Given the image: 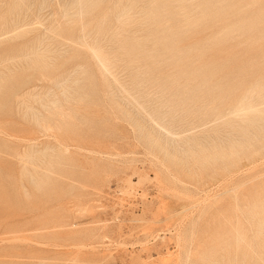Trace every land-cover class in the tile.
<instances>
[{
	"label": "rangeland",
	"instance_id": "rangeland-1",
	"mask_svg": "<svg viewBox=\"0 0 264 264\" xmlns=\"http://www.w3.org/2000/svg\"><path fill=\"white\" fill-rule=\"evenodd\" d=\"M262 94L264 0H0V264H264Z\"/></svg>",
	"mask_w": 264,
	"mask_h": 264
},
{
	"label": "bare ground",
	"instance_id": "bare-ground-1",
	"mask_svg": "<svg viewBox=\"0 0 264 264\" xmlns=\"http://www.w3.org/2000/svg\"><path fill=\"white\" fill-rule=\"evenodd\" d=\"M128 1V0H127ZM142 6V5H141ZM117 16V15H116ZM57 20V19H56ZM82 29V28H81ZM82 37V36H81ZM79 40V39H78ZM81 42V41H80ZM83 43V42H82ZM87 44V43H86ZM85 44V45H86ZM179 44V43H178ZM87 47V46H86ZM103 47V46H102ZM87 48H89V47H87ZM104 48V47H103ZM108 48V47H107ZM90 49V48H89ZM90 50H92V49H90ZM108 50V49H107ZM91 52V51H90ZM95 56V55H94ZM97 57V56H96ZM95 57V58H96ZM157 58V57H156ZM94 59V58H93ZM98 59V58H97ZM98 61V60H97ZM197 62V61H196ZM105 63V62H104ZM101 65V64H100ZM104 65H102V67H103ZM106 67V66H105ZM103 71H105V70H103ZM240 71V70H239ZM235 74V73H234ZM114 79V78H113ZM212 81V80H211ZM239 82V81H238ZM118 85V84H117ZM172 90V89H171ZM246 94V93H245ZM162 95V94H161ZM263 95V94H262ZM261 95V96H262ZM252 96V95H251ZM22 97V96H21ZM17 98H20V97H17ZM165 99V98H164ZM134 100H135V98H134ZM258 101H260V103L262 104V106H263V104H264V95L261 97V99L260 100H258ZM50 102V101H49ZM137 102V101H136ZM129 103V102H128ZM164 104H165V102H164ZM137 105L139 106V104L137 103ZM144 108V107H143ZM167 108H169V107H167ZM142 109V108H141ZM157 110V109H156ZM167 113V112H166ZM146 114V113H145ZM152 114V113H151ZM159 114V113H158ZM172 114V113H171ZM150 115V114H149ZM149 115H147L148 117H149ZM168 116H170V115H168ZM167 117V116H166ZM151 118V117H150ZM162 119H163V117H161ZM149 119V118H148ZM169 120H167L166 122H168ZM173 121H174V119H173ZM179 122V121H178ZM168 124H169V122H168ZM174 124V123H173ZM171 126V125H170ZM169 131V130H168ZM172 131V130H171ZM164 132V131H163ZM173 136V135H172ZM166 138V137H165ZM190 139V138H189ZM166 142V141H165ZM179 147V146H178ZM181 148V147H180ZM183 149V148H182Z\"/></svg>",
	"mask_w": 264,
	"mask_h": 264
}]
</instances>
